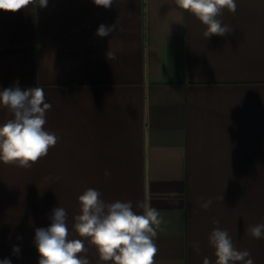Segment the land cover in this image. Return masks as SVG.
Wrapping results in <instances>:
<instances>
[{"label": "crops", "instance_id": "crops-1", "mask_svg": "<svg viewBox=\"0 0 264 264\" xmlns=\"http://www.w3.org/2000/svg\"><path fill=\"white\" fill-rule=\"evenodd\" d=\"M236 4L218 17L233 32L208 39L175 0L0 11V90L16 81L43 88L44 128L59 137L30 168L0 161V260L38 264L35 229L62 207L69 239H84L80 255L112 264L73 227L78 197L92 188L137 214L138 202L159 211L155 264H215V227L264 264V238L247 231L264 223V0ZM115 23L108 36L95 34ZM11 118L0 106V125ZM201 198L212 200L207 210Z\"/></svg>", "mask_w": 264, "mask_h": 264}, {"label": "clouds", "instance_id": "clouds-1", "mask_svg": "<svg viewBox=\"0 0 264 264\" xmlns=\"http://www.w3.org/2000/svg\"><path fill=\"white\" fill-rule=\"evenodd\" d=\"M93 3L107 9L113 5V0H93ZM29 4L43 8L47 7L48 0H0V11L16 12ZM175 4L206 26V39L212 35L226 36L233 32L218 17L225 9L235 13L236 0H175ZM116 30V23L111 26L100 24L95 34L103 38ZM107 56L108 59H115L113 53L108 52ZM0 106L6 107L13 117L0 125V161L30 168L46 157L49 149L59 140L55 133L44 128L46 112L51 108L45 100L44 89H21L16 81L13 86L0 90ZM100 197L101 193L92 188L79 195L80 214L74 217L73 225L78 235L89 240L103 262L155 264L154 257L158 251L155 244L156 229L162 223L159 211L138 202L137 207L143 209V213L137 214L130 201L107 203ZM223 198V194L217 197L222 201ZM211 204V199L201 198L199 206L207 210ZM67 219L66 210L57 207L52 210L50 226L35 229L34 243L40 257L38 264H90L87 258L80 255L86 252L84 239H69ZM213 224L219 225V221L214 219ZM247 231L254 239L264 238V223L250 226ZM17 239L22 237L17 236ZM208 242L214 249L215 264H255L249 251H241L234 246L226 229L215 227ZM193 248L199 251V244L194 243ZM19 252L20 247L14 245L12 254L17 255ZM0 264H11V260L5 258L0 260ZM203 264L212 262L205 257Z\"/></svg>", "mask_w": 264, "mask_h": 264}]
</instances>
